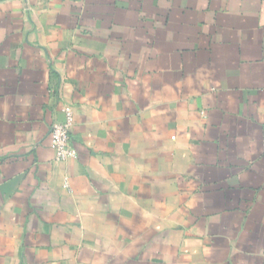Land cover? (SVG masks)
Instances as JSON below:
<instances>
[{"label": "crops", "instance_id": "crops-1", "mask_svg": "<svg viewBox=\"0 0 264 264\" xmlns=\"http://www.w3.org/2000/svg\"><path fill=\"white\" fill-rule=\"evenodd\" d=\"M0 264H264V0H0Z\"/></svg>", "mask_w": 264, "mask_h": 264}, {"label": "built area", "instance_id": "built-area-1", "mask_svg": "<svg viewBox=\"0 0 264 264\" xmlns=\"http://www.w3.org/2000/svg\"><path fill=\"white\" fill-rule=\"evenodd\" d=\"M66 118L63 122H58L52 126V144L58 152V157L62 160L77 155V150L72 144L71 130L74 123V116L71 108H66Z\"/></svg>", "mask_w": 264, "mask_h": 264}]
</instances>
